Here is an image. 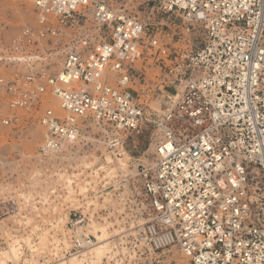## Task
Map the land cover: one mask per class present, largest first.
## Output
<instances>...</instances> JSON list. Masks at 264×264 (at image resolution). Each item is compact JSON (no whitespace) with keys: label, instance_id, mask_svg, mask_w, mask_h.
<instances>
[{"label":"built area","instance_id":"1","mask_svg":"<svg viewBox=\"0 0 264 264\" xmlns=\"http://www.w3.org/2000/svg\"><path fill=\"white\" fill-rule=\"evenodd\" d=\"M25 1L36 28L0 38V136L21 125L18 111L36 110L45 159L75 146L88 122L117 145L154 132L136 242L176 246L184 264H264V0ZM142 82L157 86L160 108L140 104ZM84 223L71 220L76 253L95 245Z\"/></svg>","mask_w":264,"mask_h":264},{"label":"rangeland","instance_id":"2","mask_svg":"<svg viewBox=\"0 0 264 264\" xmlns=\"http://www.w3.org/2000/svg\"><path fill=\"white\" fill-rule=\"evenodd\" d=\"M25 25L36 28L35 7L25 0H0V38L9 41ZM133 89L147 110L164 102L152 83ZM43 103L60 112L52 95H45ZM17 114L21 125L0 136V214H11L0 219V264L185 263L176 246L152 252L136 242L149 219L138 171L155 161L156 133L145 131L117 145L111 131L88 122L75 146L45 159L37 155L45 138L39 111ZM76 216L85 219L78 232L95 243L81 253L71 244ZM102 241L105 247L96 250Z\"/></svg>","mask_w":264,"mask_h":264},{"label":"bare ground","instance_id":"3","mask_svg":"<svg viewBox=\"0 0 264 264\" xmlns=\"http://www.w3.org/2000/svg\"><path fill=\"white\" fill-rule=\"evenodd\" d=\"M33 230H34V231H37V230H40V228H38L37 226H35V227L33 228ZM100 240H101V239H100ZM100 242H101V241H100ZM103 242H105V241H102V244H100V246L97 247L96 250H98V249H103V248L105 247V244H104ZM100 252H101V251H100Z\"/></svg>","mask_w":264,"mask_h":264},{"label":"crops","instance_id":"4","mask_svg":"<svg viewBox=\"0 0 264 264\" xmlns=\"http://www.w3.org/2000/svg\"><path fill=\"white\" fill-rule=\"evenodd\" d=\"M7 220V219H6Z\"/></svg>","mask_w":264,"mask_h":264}]
</instances>
